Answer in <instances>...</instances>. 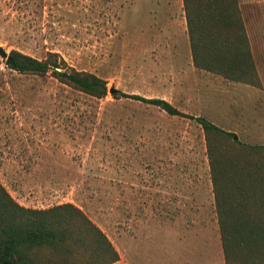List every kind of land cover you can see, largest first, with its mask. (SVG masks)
<instances>
[{
  "label": "rangeland",
  "instance_id": "374dc122",
  "mask_svg": "<svg viewBox=\"0 0 264 264\" xmlns=\"http://www.w3.org/2000/svg\"><path fill=\"white\" fill-rule=\"evenodd\" d=\"M240 1L249 30L264 25V0ZM249 35L257 43L264 27ZM0 44L40 59L57 51L108 87L99 99L0 55L9 193L30 191L40 208L80 206L119 249L110 264H224L203 127L109 90L227 125L236 83L194 67L182 0H0Z\"/></svg>",
  "mask_w": 264,
  "mask_h": 264
},
{
  "label": "trees",
  "instance_id": "16d2710c",
  "mask_svg": "<svg viewBox=\"0 0 264 264\" xmlns=\"http://www.w3.org/2000/svg\"><path fill=\"white\" fill-rule=\"evenodd\" d=\"M182 6L194 67L260 86L240 1L182 0ZM8 55L13 61L8 66L19 72L50 73L75 90L99 99L107 95L105 79L70 66L57 51L49 50L42 59L16 49ZM111 93L201 124L224 264H264V143H246L235 131L158 96L121 89ZM119 252L80 206L67 201L46 208L24 206L0 182V264H110Z\"/></svg>",
  "mask_w": 264,
  "mask_h": 264
},
{
  "label": "crops",
  "instance_id": "0c3cea01",
  "mask_svg": "<svg viewBox=\"0 0 264 264\" xmlns=\"http://www.w3.org/2000/svg\"><path fill=\"white\" fill-rule=\"evenodd\" d=\"M241 4L242 3L240 1V5ZM250 9L252 10L251 7ZM243 14L248 35L249 32H257V30L261 31V29H263L264 25L256 24V30L250 31L248 28V23H246L244 8ZM251 43L255 64L256 67H258L260 74L259 77L261 84L260 86H253L247 84L246 82L230 80L236 83V86L235 89H231L230 92L231 102L229 101L227 111L228 123L227 125H222L220 127L224 129L228 127L227 129L235 131L242 141L250 144H256L264 143V39L259 40L257 43H254L251 39ZM207 71L211 72L209 70ZM211 73L221 77L217 73ZM227 94H229V89H227ZM232 102H236L235 112H233ZM10 194L18 203L24 206L37 208L42 207L39 205L41 201L36 200L35 195L30 191L21 192V190L17 191L14 189L10 191Z\"/></svg>",
  "mask_w": 264,
  "mask_h": 264
},
{
  "label": "water",
  "instance_id": "95a60500",
  "mask_svg": "<svg viewBox=\"0 0 264 264\" xmlns=\"http://www.w3.org/2000/svg\"><path fill=\"white\" fill-rule=\"evenodd\" d=\"M0 55L2 57H5L6 64H9V63L12 64L13 61H12L10 55H8V53L6 52V50L4 49V47L1 44H0ZM109 90H110V92H112V91L118 90V88L111 86Z\"/></svg>",
  "mask_w": 264,
  "mask_h": 264
}]
</instances>
